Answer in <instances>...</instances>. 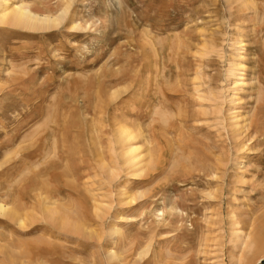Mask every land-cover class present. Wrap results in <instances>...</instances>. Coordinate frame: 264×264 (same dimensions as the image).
Wrapping results in <instances>:
<instances>
[{"label": "rangeland", "instance_id": "rangeland-1", "mask_svg": "<svg viewBox=\"0 0 264 264\" xmlns=\"http://www.w3.org/2000/svg\"><path fill=\"white\" fill-rule=\"evenodd\" d=\"M19 1L68 10L0 25V264H264V0Z\"/></svg>", "mask_w": 264, "mask_h": 264}, {"label": "bare ground", "instance_id": "bare-ground-1", "mask_svg": "<svg viewBox=\"0 0 264 264\" xmlns=\"http://www.w3.org/2000/svg\"><path fill=\"white\" fill-rule=\"evenodd\" d=\"M241 1V0H240ZM245 1V0H244ZM239 1H237L238 3ZM245 3V2H244ZM243 3V5H244ZM242 5V4H240ZM262 9V8H261ZM67 10H68V7H64V8H61L59 9V12L55 15L53 13H48V12H44V14H38L34 11H32L27 4H24L23 2L19 1V0H0V25L2 26H9V27H12V28H16V29H24V30H30V31H40V30H50V29H53V28H56L65 18V16L67 15ZM248 11V10H247ZM264 11V10H263ZM73 24V23H71ZM78 24V23H77ZM76 23L74 22V26L72 25V27L75 29V26ZM71 27V28H72ZM72 28V29H73ZM77 28V27H76ZM236 67V66H235ZM229 72V71H228ZM237 79V78H236ZM232 84H236V82H233ZM114 93H117V92H113ZM71 112V111H70ZM65 118V117H64ZM240 131V130H239ZM229 132V131H228ZM239 134V133H238ZM134 139H135V136L132 135L131 132H128L124 129H118L116 131V134H115V142H116V145L120 148V151L119 152V156L123 159V164L125 165V167L127 169H130V170H135L136 171H139V167L142 163V158L140 157L139 155V151H138V148L136 147L135 143H134ZM234 142V141H232ZM112 144V143H111ZM113 145V144H112ZM242 145V144H241ZM113 150V149H112ZM109 151V150H108ZM115 151V150H114ZM118 156V157H119ZM120 158V159H121ZM98 159V158H97ZM115 160V159H114ZM103 163H101L102 165ZM144 164V163H143ZM144 167V165H143ZM137 174V173H136ZM108 175H110L111 177L113 176V173L112 171L108 172ZM36 186V185H35ZM31 187V186H30ZM38 190L40 189V187L38 186L37 187ZM34 190V188H33ZM32 191V189H31ZM41 192V191H40ZM38 193V192H37ZM40 196V194H37ZM35 196V201L37 203H41L43 205V202H45V200L43 199V195L42 197H39V196ZM34 196V195H33ZM125 197V196H124ZM34 202V201H33ZM33 202L31 204H33ZM35 204V203H34ZM33 204V205H34ZM40 204V205H41ZM46 204V202L44 203ZM50 204V203H49ZM100 204V203H98ZM102 204V203H101ZM36 205V204H35ZM34 205V206H35ZM41 205V206H42ZM48 205V204H47ZM39 206V205H38ZM9 207V206H8ZM6 208L4 207L3 205L0 204V215H3V217H7L9 220L10 218L15 221L17 223V225L21 226L24 224V221L25 219L22 217V216H17V215H20L21 213L19 212V214L17 213L16 216L10 214L11 213V210L12 209H15V208ZM37 207V206H36ZM50 207V206H49ZM40 208V207H39ZM55 208V207H54ZM29 209V208H28ZM28 209H27V212H28ZM42 209V208H41ZM46 209V208H45ZM51 209V207H50ZM33 210V209H32ZM44 210V209H42ZM55 210V209H54ZM53 210V211H54ZM16 211V209H15ZM18 211V210H17ZM16 211V212H17ZM31 211V210H29ZM46 211V210H44ZM51 212V210H50ZM55 212V211H54ZM58 212V211H57ZM15 213V212H14ZM13 213V214H14ZM23 213V212H22ZM34 213V212H33ZM32 212H30V214H33ZM48 213V212H47ZM46 213V214H47ZM29 214V216H31ZM39 214V213H38ZM58 214V213H57ZM56 214V215H57ZM12 215V216H11ZM24 216L28 215V214H23ZM34 215H36L34 213ZM49 216V214H48ZM58 216V215H57ZM55 216V217H57ZM32 217V216H31ZM38 217V215L36 216V218ZM60 217V216H59ZM30 219L29 217H26V219ZM49 219H51V217H48ZM63 218V217H61ZM24 219V220H23ZM34 219V218H33ZM45 219V218H44ZM65 218H63L64 220ZM10 220V221H12ZM54 221V214H53V219ZM56 220V218H55ZM59 220V219H58ZM56 220V223L57 221ZM12 221V222H13ZM28 221V220H27ZM31 221V220H30ZM62 221V220H61ZM61 221L59 222L61 224ZM64 223V221H62ZM14 223V222H13ZM26 223V222H25ZM29 223V222H28ZM32 223V222H31ZM59 223H57V226L60 225ZM75 223V222H74ZM65 225V224H63ZM76 225V224H74ZM23 227V226H22ZM25 227V226H24ZM62 227V225H61ZM75 227V226H73ZM81 227V226H80ZM76 228V227H75ZM73 228V230L75 229ZM78 228V227H77ZM78 231V229H77ZM112 232V231H111ZM242 231L241 230H232L231 231V235L232 237H230V242L232 243V247H233V253L229 255V261L232 263V264H243L242 262V258L243 256L250 252L251 249H253V247H255L256 245V239L253 238V235L252 233H244L242 235ZM37 243V242H36ZM41 243V242H39ZM20 251V250H19ZM26 251V250H25ZM33 251V250H32ZM7 252L4 251V253ZM9 252V251H8ZM7 254H9V256H12V255H15V254H12L9 252ZM25 253V252H24ZM28 253V252H27ZM6 254V255H7ZM34 254V253H33ZM20 255V254H19ZM32 255V254H31ZM36 255V254H35ZM141 255V254H140ZM27 256V254L25 255ZM113 258H116L117 255H115V252L113 253ZM143 256V255H142ZM14 256H12L13 258ZM15 257H19V256H15ZM24 257V256H23ZM28 257V256H27ZM38 257V255H37ZM22 258V257H21ZM26 258V257H24ZM33 258V257H32ZM31 258V259H32ZM262 256L257 259V262H260L262 260ZM26 260V259H24ZM14 263V260L12 259V261ZM28 263V262H27ZM26 264V263H25ZM38 264V263H37Z\"/></svg>", "mask_w": 264, "mask_h": 264}]
</instances>
